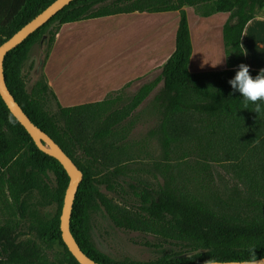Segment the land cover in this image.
<instances>
[{"label":"trees","instance_id":"16d2710c","mask_svg":"<svg viewBox=\"0 0 264 264\" xmlns=\"http://www.w3.org/2000/svg\"><path fill=\"white\" fill-rule=\"evenodd\" d=\"M54 1L0 0V46ZM185 7L195 8L202 18L228 14L222 26L225 71L188 72L192 45ZM263 9L264 0H74L7 53V89L83 174L70 232L90 259L99 264H201L211 258H264V105L255 112L238 93L230 95L227 82L235 66L247 64L241 38ZM172 12L178 13L173 52L160 74L128 101L116 97L63 107L43 76L27 89L22 71L42 35L48 34L50 48L62 25ZM52 25H57L53 31ZM257 72L250 69L253 76ZM143 112L155 122L133 141L131 133ZM178 118L192 124L179 125ZM152 142L159 154L151 163L142 162L140 155L151 157L143 150ZM192 156L195 160L186 162ZM209 162L227 166L237 182L233 193L220 196L214 190ZM184 167L192 176L184 175ZM0 171L9 215L0 223V264H78L60 231L69 178L54 158L37 149L1 97ZM147 176L161 182L152 184ZM34 203L55 212L46 222L22 224ZM99 214L119 230L150 236L155 242L145 244L155 256L114 259L100 251L92 238ZM55 247L61 249L59 261L46 256Z\"/></svg>","mask_w":264,"mask_h":264},{"label":"rangeland","instance_id":"374dc122","mask_svg":"<svg viewBox=\"0 0 264 264\" xmlns=\"http://www.w3.org/2000/svg\"><path fill=\"white\" fill-rule=\"evenodd\" d=\"M185 11L194 42L195 36L199 37L200 27L210 28L207 30L204 44L200 47L195 44L196 56L201 51L204 52L205 45L211 47L213 55H219V33L215 29L217 25L215 23L223 19V16L228 18V14L214 15L201 20L195 8L185 7ZM177 24L178 13L172 12L120 15L59 26L50 48H48V34L42 35L31 48L22 76L26 81L27 89L43 76L63 107L116 97H121L126 102L142 84L151 82L158 75L160 64L165 62L174 49ZM56 26L52 25L50 30L53 31ZM140 55L150 56L151 61H155L152 66H156V69L145 73H131L130 70L134 68L133 64ZM153 94L154 92L143 103L141 109L148 104ZM184 121H186L184 127L192 124L183 118L177 119L179 125ZM154 122L148 112H143L131 133V140L142 139ZM159 151L155 142L149 143L143 152L151 157L142 154L139 160L151 163V158H155ZM194 160L192 156L186 162L192 163ZM208 164L214 190L220 196L233 193L237 182L227 166L210 162ZM184 175L192 176L185 167ZM146 180L152 184L161 182L160 179L154 180L148 176ZM5 197V194L0 192V223L9 218L8 212L4 210L8 202ZM54 212V207L44 208L34 203L26 219L21 223L28 225L30 222H46ZM92 238L100 251L114 259L146 261L155 256L154 248L145 244L146 241L151 244L155 242L150 236L119 230L102 214L97 215L93 221ZM60 253L61 249L55 247L51 251H46V256L59 261Z\"/></svg>","mask_w":264,"mask_h":264},{"label":"water","instance_id":"95a60500","mask_svg":"<svg viewBox=\"0 0 264 264\" xmlns=\"http://www.w3.org/2000/svg\"><path fill=\"white\" fill-rule=\"evenodd\" d=\"M72 1L74 0H55L45 10H43L30 22L25 24L19 31H17L0 46V97L10 113L28 133L37 149L54 158L62 166L69 178L60 216L61 238L67 250L78 262V264H99L83 253L70 232V218L75 196L83 179L82 172L63 152V150L46 133L37 128L26 116L7 89L3 73V62L7 53L19 46L30 35L44 26L51 18H53L63 8L68 6ZM220 264H244V262H220ZM252 264H264V258L254 260L252 261Z\"/></svg>","mask_w":264,"mask_h":264},{"label":"crops","instance_id":"0c3cea01","mask_svg":"<svg viewBox=\"0 0 264 264\" xmlns=\"http://www.w3.org/2000/svg\"><path fill=\"white\" fill-rule=\"evenodd\" d=\"M216 15H225V14H216ZM224 17L225 16H223V19H221L219 22L215 23L217 24L215 25L216 26L215 29H217L219 33V38H218L219 43L218 44L220 48L219 55L217 56L213 55V53L211 52V47H208L207 45L204 46V52L201 51V53H199L198 56H196L195 48L200 47V45L202 46L204 44V41L207 39V30H210V28L206 26L202 28L200 27L199 37H197L196 35L195 42H194L192 39V33L190 31V25L188 22L191 45H192V54H191L190 61L187 67L188 72L190 74L223 72L227 69L226 64H225L224 50H223V43H222V26L227 20V18H224ZM200 19L205 20L208 18L201 17ZM176 29H177V26H176ZM175 33H176V30H175ZM195 44H198V46L195 47ZM241 47L243 49L244 58L246 60V63L247 65L250 66L251 70L259 71L261 68H264V9L256 18H254L246 26L243 32L242 38H241ZM171 53L167 56V58L165 59V62L168 59V57L171 55ZM220 61L221 63L218 64ZM165 62L160 64L159 69H158V72H159L158 75L160 74L161 68ZM154 63L155 61L154 62L151 61L150 56L140 55L138 60L134 62L133 64L134 68H132L130 72L131 73H145V72L151 71L152 69H156V66L154 67L152 66L154 65ZM139 80L141 81V79ZM144 84H147V83H144Z\"/></svg>","mask_w":264,"mask_h":264},{"label":"clouds","instance_id":"9594fccd","mask_svg":"<svg viewBox=\"0 0 264 264\" xmlns=\"http://www.w3.org/2000/svg\"><path fill=\"white\" fill-rule=\"evenodd\" d=\"M234 71V76L227 81L232 89L230 95L238 93L246 105L251 103L254 105V111L260 112L264 105V68H261L253 76L250 74V66L240 63L235 66ZM206 264H220V262L211 258L207 260ZM244 264H252V260L248 259L244 261Z\"/></svg>","mask_w":264,"mask_h":264}]
</instances>
